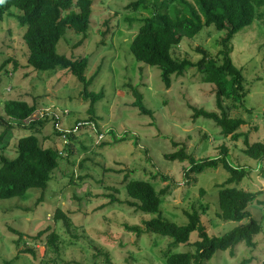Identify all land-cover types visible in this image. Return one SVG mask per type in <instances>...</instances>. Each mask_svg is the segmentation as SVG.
<instances>
[{
  "label": "rangeland",
  "instance_id": "rangeland-1",
  "mask_svg": "<svg viewBox=\"0 0 264 264\" xmlns=\"http://www.w3.org/2000/svg\"><path fill=\"white\" fill-rule=\"evenodd\" d=\"M133 1L93 0L88 37L79 45L82 35L67 29L57 43L60 54L87 57L89 90L104 92L93 113L90 101L83 99V84L68 69L40 71L28 66L25 27L16 15L0 19V115H5L6 100L19 99L37 108L25 125L32 118L44 120L33 129H6L0 156L15 158L19 138L31 133H38L45 147L69 152L67 160L59 157L43 194L31 188L25 196L0 198V264L11 259L12 264H167L165 253L194 251L191 244L198 240L197 231L191 233L189 244H174L170 237L154 232L138 235L128 230L126 225L143 227L144 221L158 214L129 205L125 186L131 179L149 181L157 191L165 190L162 216L182 225L188 222L186 211L197 210L207 232L222 235L239 224L218 217V189L229 173L221 165L190 173L189 160L173 161L165 155L184 148L195 159L221 157L223 147L233 165L249 170L241 182L230 185L259 191L248 210L261 232L255 236L254 248L239 242L234 255L218 250L207 264H262L264 176L260 163L244 154V136L235 140L223 135L213 120L194 118V107L220 112L215 86L204 82L196 68L173 76L166 88L158 67L136 60L130 44L147 13L128 8ZM225 34L214 25L204 27L195 37H184L172 55L196 62L201 57L198 47L219 55ZM229 46L234 64L243 71L247 93L242 103L226 100V111L245 119L239 131L248 133L249 142H264V15L235 33ZM133 87L142 93L152 115L142 114L133 105ZM53 112L59 116L57 125L46 118L55 117ZM78 122L84 124L70 138L56 133V128L70 131ZM4 129L0 124V132ZM58 208L70 219L69 227L63 219L54 218ZM40 231L45 233L34 238ZM52 231L59 235L57 251L47 244ZM27 248L35 253L24 252Z\"/></svg>",
  "mask_w": 264,
  "mask_h": 264
},
{
  "label": "trees",
  "instance_id": "trees-1",
  "mask_svg": "<svg viewBox=\"0 0 264 264\" xmlns=\"http://www.w3.org/2000/svg\"><path fill=\"white\" fill-rule=\"evenodd\" d=\"M0 3V19L6 15H16L19 23L25 27L23 39L28 48V66L40 71L57 67L68 69L83 84V99L90 101L89 111L93 113L94 105L104 97V92L89 90L92 79L85 75L87 57L72 58L57 52V43L67 29L82 35V39L77 43L79 45L88 37L93 0H0ZM128 8L147 13L141 18L138 32L130 44V50L136 60L158 67L166 88L172 85L173 76L183 75L188 68H196L202 74L204 82L215 86L216 104L220 112L194 107V118L203 116L213 120L221 128L223 135H231L235 140L244 136V154L260 163L264 176V142H249L248 133L239 131L241 125L245 124V119L231 117L224 104L226 100L242 103L246 96L245 77L242 69L232 60L229 42L235 33L264 15V0H135ZM11 9H16L15 14ZM211 25L226 33L220 41L222 49L219 55L212 56L203 47L197 49L201 57L196 62L172 55V49L184 37H195L201 29ZM16 68L15 66L13 70ZM132 90L135 96L133 105L142 114L152 115V110L143 103L142 93L137 87ZM36 109L34 104L31 105L25 100H6L5 115H0V124L5 125V129L0 132V145L3 143L6 129L14 126L33 129L37 123L42 124L43 118H32L29 125H25L26 119L35 113ZM46 118L57 123L54 117L48 115ZM55 130L58 135L62 134ZM37 134L31 133L19 138L15 158L3 154L0 156L1 199L25 196L31 188L41 189L43 194L53 177V171L59 166V157L68 159L67 149L61 151L55 147H45ZM65 135L70 138L72 131ZM222 154L221 157L195 159L181 148L165 155L173 161L189 160L190 173L200 174L207 168H217L220 165L229 173L218 189V217L239 224L222 235H210L197 210L186 211L188 222L182 225L162 216L161 195L165 190L157 191L149 181L131 179L126 183L129 205L143 212L158 214L144 221L143 227L126 225L128 230L135 231L138 235L148 231L154 232L170 237L174 244H189L191 233L198 232V240L191 244L194 251L165 253L167 264H207L218 250H229L230 254L234 255V247L239 242H244L251 248L256 246L255 236L261 232V225L252 217L248 207L256 200L259 191L231 186L230 184L241 182L249 170L233 165L228 160L226 147L222 148ZM42 197L43 195L40 198ZM112 200L115 201V197H112ZM54 218L63 219L67 227L71 224L60 208L56 210ZM15 233L23 237L18 231ZM44 233L40 231L34 238L38 239ZM58 242L59 235L55 231L47 235V244L56 251ZM24 252L35 253L32 248H27ZM13 260H5L4 264H12Z\"/></svg>",
  "mask_w": 264,
  "mask_h": 264
},
{
  "label": "built area",
  "instance_id": "built-area-1",
  "mask_svg": "<svg viewBox=\"0 0 264 264\" xmlns=\"http://www.w3.org/2000/svg\"><path fill=\"white\" fill-rule=\"evenodd\" d=\"M53 113H55V117L54 116H51V117H54L56 120H57V123H56V125L58 124V118H59V116L56 114V112H53ZM84 123H82V122H78L77 123V126L76 127H74L73 129H71L70 131H68V130H62V129H57V130H59L62 134H61V136H63L64 138H67L66 137V133H70L71 131L72 132H76L77 130H78V127L79 126H81V125H83Z\"/></svg>",
  "mask_w": 264,
  "mask_h": 264
},
{
  "label": "clouds",
  "instance_id": "clouds-1",
  "mask_svg": "<svg viewBox=\"0 0 264 264\" xmlns=\"http://www.w3.org/2000/svg\"><path fill=\"white\" fill-rule=\"evenodd\" d=\"M73 129V128H72ZM71 133V132H70ZM72 134H74V132H72Z\"/></svg>",
  "mask_w": 264,
  "mask_h": 264
}]
</instances>
